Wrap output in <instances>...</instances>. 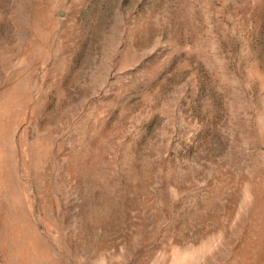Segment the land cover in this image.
Masks as SVG:
<instances>
[{"label":"rangeland","instance_id":"rangeland-1","mask_svg":"<svg viewBox=\"0 0 264 264\" xmlns=\"http://www.w3.org/2000/svg\"><path fill=\"white\" fill-rule=\"evenodd\" d=\"M0 264H264V0H0Z\"/></svg>","mask_w":264,"mask_h":264}]
</instances>
